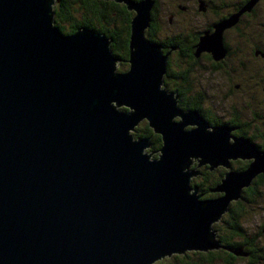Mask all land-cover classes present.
I'll return each instance as SVG.
<instances>
[{"label":"water","instance_id":"water-1","mask_svg":"<svg viewBox=\"0 0 264 264\" xmlns=\"http://www.w3.org/2000/svg\"><path fill=\"white\" fill-rule=\"evenodd\" d=\"M112 1L135 11L125 71L105 34L54 23L55 0H0V264H154L224 247L214 224L264 172V149L162 87L167 55L145 37L154 0ZM256 1L198 50L220 59L223 30ZM142 120L162 137L155 159L131 132ZM191 157L228 168L219 196L202 198ZM237 159L252 161L236 171Z\"/></svg>","mask_w":264,"mask_h":264},{"label":"flooded vegetation","instance_id":"flooded-vegetation-1","mask_svg":"<svg viewBox=\"0 0 264 264\" xmlns=\"http://www.w3.org/2000/svg\"><path fill=\"white\" fill-rule=\"evenodd\" d=\"M249 1L250 0H178V3H176V10H168L165 12L164 5H160L162 0H154L151 20L149 26L145 30V37L152 43L158 44L163 55H167L166 68L187 67L190 69L193 68V70L194 68H218V70L222 72L226 68H255L254 65L258 64L257 62L261 65V67L258 65L259 68H262L264 67V0H257L256 4L250 9L245 10L249 12L243 11L234 23H231L223 30L222 38L225 53L220 59H215L213 53L210 51L198 50V43L203 35L213 33L216 30V25L227 22L232 15L244 9ZM173 3L174 1L170 5H175ZM120 8L124 9L123 13L125 17L120 18L119 62L120 68H129L131 19L135 15V12L127 9L126 5H120ZM176 27L179 28L177 31L175 30ZM251 58L256 59L254 60V64H252ZM165 80H172V78L165 77ZM199 80L201 79L199 78ZM175 84L176 83L168 84L167 86H170L169 88H172L176 92L178 96V105L181 109L185 111L190 109L188 106L191 103V96H203V108H201L207 113L203 110H199V113L210 125L226 124L233 128L231 132L233 135L239 137L243 136L251 140L248 133L250 124L252 123L248 120L246 121V119L242 120L239 117V119H237L235 116H241V114L234 109L235 106H232V111L226 112V116L222 117L217 115L218 104L216 102L217 100L215 101L213 99L214 97L217 98L216 94L210 95L207 92L200 91L196 88L195 83V87L190 88L191 92L190 94L188 93V98L186 99L187 107H182L179 104V99L182 95L178 92V83L177 86H175ZM182 88H184V86ZM262 90L264 91V86ZM262 96H264V92ZM252 98L253 97H250V100L246 101V108L249 109L250 113H253L250 119L257 120V123L261 125L259 129H261L264 127V98L261 97V105L260 102L256 105L251 103ZM235 104L236 102H234V105ZM206 114H209V117H207ZM175 120H180V117L179 119L176 117ZM211 120L213 123L215 122V124L211 123ZM142 124L143 128H140ZM146 124V122H141L138 127L136 126L135 133L146 132ZM186 128L191 129L193 127ZM151 129L154 134L160 135L156 133L153 128ZM259 129H257L259 132L258 134L264 136V131H260ZM242 131H247L246 133L248 135L239 134ZM152 136H150V134L148 136L150 137L149 150L153 159H155L159 157L160 153L158 152L161 147L154 149L153 145H156V140H154ZM257 145L259 144L257 143ZM237 160L241 161V159ZM232 162H235V160ZM207 165L208 164H205L203 166ZM195 166L196 162L192 164L190 168ZM213 170L214 169H210V171ZM199 176L204 178V175L200 174V171Z\"/></svg>","mask_w":264,"mask_h":264},{"label":"trees","instance_id":"trees-1","mask_svg":"<svg viewBox=\"0 0 264 264\" xmlns=\"http://www.w3.org/2000/svg\"><path fill=\"white\" fill-rule=\"evenodd\" d=\"M57 2V8H53L54 10V17H55V24L66 34V33H73L80 27H87L95 29L96 31H99L103 34H105L110 40H111V50L112 52L120 57V18L125 17L124 13L122 12L119 4L115 3L114 1H107V0H56ZM77 3L80 4L81 10L83 11L82 19L77 20L74 18L73 10H72V4ZM240 12V11H239ZM249 12V11H245ZM244 12V13H245ZM64 23L69 24V29L64 25ZM171 68H167L166 76L168 78H175L176 81H174L176 84L175 86L179 87L178 92L182 97L179 99V104L182 107H187L186 99L188 98V93L190 94L191 89L195 87V76H194V70L193 68H182L179 71H173L170 70ZM202 71H219L218 68H200ZM120 68H118V71ZM127 70V69H126ZM121 71V70H120ZM173 71V72H171ZM226 72V70L222 71ZM248 73V72H247ZM169 81V80H168ZM167 80H165V86L169 91H173L172 88H169L170 86H167L168 83ZM262 84H264V79ZM184 86V88H182ZM264 86V85H263ZM263 88V87H262ZM261 88V90H262ZM263 91V90H262ZM264 92V91H263ZM192 94V93H191ZM193 95V94H192ZM263 97V96H262ZM191 103L188 106L190 109L200 110L203 109V96H191ZM264 98V97H263ZM202 107V108H201ZM126 109V108H122ZM188 109V108H187ZM199 111V112H200ZM204 111V110H203ZM206 112V111H204ZM207 113V112H206ZM205 115V113H204ZM207 117H209V114H206ZM237 119L241 118L239 115L235 116ZM239 117V118H238ZM209 119V118H208ZM211 123L213 121L211 120ZM215 124V122L213 123ZM264 124V122H263ZM149 123L146 124V132L144 133H135V137L138 136H152L155 141L156 145H153L154 149L162 146V140L161 136L154 134L152 132L151 127L149 126ZM247 131H242L239 134H243L247 136ZM259 132L255 133V135H252L250 139L254 141V143L257 144L255 141L258 136L261 137L260 144L258 147L263 150L264 149V136L258 134ZM246 138V137H245ZM237 162H232V168L233 170L240 171L245 169L248 166V161H242V164L237 165ZM200 174L204 175V178L202 176H199L198 180L193 179L192 183L197 185L200 189L203 195V198L207 197H214L218 196L220 193L212 192V189H214L222 180L227 170L225 168L218 167L214 169L213 171H210L209 166H203L201 169H199ZM261 186H264V174H261L257 176L253 183L248 187L244 189V192L242 194V197L240 200L234 201L231 203L228 212L225 213V215L220 220L221 222H225L227 225V229L222 230L218 228V225H215V230L217 231V237L220 239L221 245L224 246L222 248L217 249L216 251H206V252H197V256L199 257V261L197 262H188L189 264H207L211 263L214 264L216 261H223L224 264H234V261L237 259H240L244 256H237L232 250H229L230 248L234 247H244L243 252L247 253H253L257 250V242L261 241L260 236L264 232V226H260L259 233H255L253 235L247 233L246 226L244 224V219L246 215L248 214L249 210L246 205L252 203H257L261 200L263 194L261 193L262 190L260 189ZM204 187V188H203ZM257 245V246H255ZM227 247V248H226ZM260 247V246H258ZM263 249V246L260 247ZM225 249V250H223ZM188 255V254H187ZM247 256V261L252 264V261L250 260L252 256ZM257 261H261L264 259V254L262 256H257ZM259 264V263H258Z\"/></svg>","mask_w":264,"mask_h":264},{"label":"rangeland","instance_id":"rangeland-1","mask_svg":"<svg viewBox=\"0 0 264 264\" xmlns=\"http://www.w3.org/2000/svg\"><path fill=\"white\" fill-rule=\"evenodd\" d=\"M135 1L140 2L143 0H135ZM163 1L164 0H162V2H160V5H162V4L164 5L165 12L168 10H173V11L176 10V7H177L176 3H178V0H165L164 2ZM173 1H174L173 4H175V5H170ZM115 3L119 4V6L120 5H126L123 2H120V3L115 2ZM254 4H256V2ZM71 6H72L74 18L77 20L82 19V15H83L82 10L83 9L81 10L80 4L78 5L77 3H73ZM57 7H58L57 2L55 0V3L53 4L52 10H53V8H57ZM121 10L123 12L124 9L121 8ZM131 11H133V10H131ZM54 20H55V17H54ZM54 23H56V22H54ZM64 25L69 29V24L64 23ZM178 29L179 28L176 27L175 30L177 31ZM251 60H252V64H254V60H256V59L251 58ZM118 63H117V67L120 68V62H118ZM257 63L258 64L254 65L255 68H226L225 70L228 71L227 73L226 72H220V71L215 72L213 70L212 71H206V70L202 71L200 68H194V71H195L194 72V76H195L194 78L196 80V82H195L196 88L199 89L200 91L207 92L210 95H213L215 93L217 96V98H215V97L213 98L215 101L217 100L216 102L218 104L217 115L222 116V117L226 116L227 115L226 112L232 111L233 110L232 106H235L234 109H236L241 114V116H240L241 119L242 120L246 119V121L248 120L250 123H252V124H250V127H249V133H248L249 135H254L257 132V129H259V126H261L260 123H257V120H255V119L251 120L252 118L250 119V116L251 115L253 116V113H250L249 109L246 108L247 107L246 101H249L250 97H253L251 99V103L256 105L260 102V105H261V97L263 95V91L261 90V88L264 85V84H262L263 78H264V67L259 68V66L261 67V65L259 62H257ZM126 69H128V68H120L121 71H124ZM180 69H182V68H171L170 70L179 71ZM173 71H171V72H173ZM199 78L201 80H199ZM174 80H176V79L173 78L172 80H169L168 83L174 84L175 83ZM162 87L166 88L165 76H164V82L162 84ZM234 102H236L235 105H234ZM120 108L122 109L124 107H120ZM178 119H179V117H178ZM259 121H260V119H259ZM141 122L147 123V120H142ZM140 123L137 125V127L140 125ZM142 126H143V124L140 126V128H143ZM186 127H193L194 128V127H196V125H188ZM263 128H261L259 130L264 131ZM186 129L188 130L189 128H186ZM135 130H136V128L134 130H131V132L134 136H135ZM260 140H261L260 136H258V138L255 139V141L259 144H260ZM149 148L150 147L145 148L144 152L150 153ZM158 153H160V151ZM152 158H153V156H152ZM191 160H192V164H194L196 162V166L193 168L199 170L203 167V165L197 166V164L199 163V161H197V160H199L198 158L191 157ZM235 161L237 162V160H235ZM242 161H248V165H249V163L252 160L251 159H247V160L244 159V160H241L240 162H238L236 164L240 165V164H242ZM218 167L225 168L226 170H228V168H226L222 165L214 167V169H216ZM186 170H187V168H186ZM261 174H264V172ZM261 174H259V175H261ZM198 178H199V174L196 175L195 177H193L192 179L198 180ZM260 189L262 190L261 193L263 194L264 193V186H261ZM200 192H201V189L199 188V193ZM212 192H214V191H212ZM215 193H219V192H215ZM246 207H248V210H249L248 214L246 215V217L244 219V224L246 226L247 233H248V235L249 234L253 235L255 233H259V231L261 230L260 226L261 225L264 226V194H263V196L259 202L257 200V203H252V204H250V206L247 204ZM224 215L225 214H223V216ZM215 225H218L219 230L220 229H222V230L227 229V225L225 222L218 221L217 223L214 224V228H215ZM260 238H261V241L257 242V244L260 247L263 246V249L258 247L257 245H255V246H257L256 252H253V253H250V252L247 253L246 252L248 256H251L252 254L255 255V256H252V258L250 259L252 261V264H258V263L264 264V259L261 261L260 260L257 261V258L255 259V257L262 256L264 254V232L260 236ZM217 239H219V238L217 237ZM240 247H243V246H240ZM234 248H238V247H234ZM216 250L217 249H214V251H216ZM243 251H244V247L242 248V252ZM197 252H203V251L186 250L183 253H173L172 255L166 254V255L162 256L161 259L157 260L154 264H189L192 261L198 263L199 257L197 256ZM243 253H245V252H243ZM237 256H239V255H237ZM241 256H244V255H241ZM207 264H212V262L207 263ZM214 264H224V263H223V261H220V262L216 261ZM234 264H251V263H249L247 261V256H244L243 259L240 258V259H237L236 261H234Z\"/></svg>","mask_w":264,"mask_h":264},{"label":"bare ground","instance_id":"bare-ground-1","mask_svg":"<svg viewBox=\"0 0 264 264\" xmlns=\"http://www.w3.org/2000/svg\"><path fill=\"white\" fill-rule=\"evenodd\" d=\"M230 207V206H229Z\"/></svg>","mask_w":264,"mask_h":264}]
</instances>
